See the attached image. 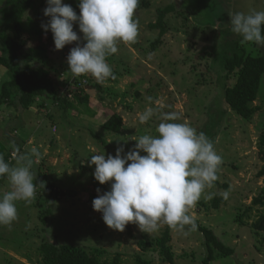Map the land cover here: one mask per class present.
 Returning <instances> with one entry per match:
<instances>
[{
    "label": "rangeland",
    "instance_id": "obj_1",
    "mask_svg": "<svg viewBox=\"0 0 264 264\" xmlns=\"http://www.w3.org/2000/svg\"><path fill=\"white\" fill-rule=\"evenodd\" d=\"M34 1V7L23 19L27 30L22 38L23 43L27 40L23 51L40 43L35 31L42 30L46 53L31 66L51 72L57 80V95L38 97L27 110L0 102V138L11 151L7 153L11 156L9 164L17 166V149L19 154H26L37 147L41 154L38 161L33 157L31 169L36 176L35 199L30 204L17 201V219L11 225L0 226V264H45L41 252L45 242L72 244L87 250L102 248L109 257L121 252L125 264H137V254L152 264H170L159 253L158 246L147 251L139 246L142 240L160 238L167 225H161L151 235L134 223H129L124 231L114 230L105 224L102 213L93 209L92 202L87 201L97 188L101 193L111 188V182L100 184L94 179L95 165L88 166L91 156H114L118 143L124 144L127 152L136 143L132 136L146 132L157 135L156 126L166 113L177 114L179 119L175 122L188 123L198 133L203 132L223 159L218 180L207 191H228V199L222 197L225 201L215 208L213 200L219 194L211 200L202 197L189 211L196 223L212 229L226 246L235 249L229 257L220 256L216 250V259L210 264H264V231L253 227L264 214V206L254 204L264 189V175H260L264 153L259 147L264 134V77L257 100L250 104L260 106L261 110L246 120L231 109L222 87L235 85L237 73L226 79L221 65L224 42L241 40L231 31L229 15L262 11L264 0H140L148 4L135 10L134 19L139 25L137 42L119 43L118 51L106 58L115 79L108 78L103 84L91 74L72 78L66 58L77 43L83 46V34L74 23V31L81 40L56 50L53 39L45 41L50 30L45 33L41 27L50 19L44 15L46 0ZM3 2L0 0V5ZM63 3L78 6L79 0ZM170 4H175L176 10L166 16L167 33L161 35V30L153 29L151 24L157 22L158 10ZM76 12L79 15L80 11ZM160 37L162 42L154 49L152 45ZM244 46L251 55H264V47ZM12 78L11 72L0 64V95L3 84ZM75 93L88 95L89 102L80 105ZM58 96L74 105L63 108ZM146 97H152V101ZM146 107H153L155 115L140 124L138 114ZM115 113L123 117L120 133L102 127ZM25 134L30 136L28 150L17 136ZM47 184L80 194L48 199ZM10 190L8 179L0 177V195ZM171 233L175 264H203L208 250L198 225L187 236L174 230Z\"/></svg>",
    "mask_w": 264,
    "mask_h": 264
},
{
    "label": "clouds",
    "instance_id": "obj_2",
    "mask_svg": "<svg viewBox=\"0 0 264 264\" xmlns=\"http://www.w3.org/2000/svg\"><path fill=\"white\" fill-rule=\"evenodd\" d=\"M139 3L140 0H79L78 15L63 0H46L44 15L50 19L41 27L45 33L52 32L55 49L61 50L81 40L74 31V23L78 24L85 43L70 49L66 58L68 71L75 79L91 74L103 84L108 78L115 79L106 58L118 51L119 43L137 42L139 25L134 14ZM229 16L231 31L241 37L240 43L264 47V10ZM146 100L150 102L152 97ZM155 111L146 107L138 114L139 123L148 122ZM160 119L155 129L157 135L146 132L132 136L136 143L127 152L125 145L118 143L114 156L95 154L88 160L89 167L95 165L96 181L111 182L109 191L100 194L97 188L98 195L92 202L93 209L102 213L103 221L111 229L124 231L129 223H134L151 235L161 225H167L187 236L197 228L189 211L202 197H229L228 191H207L214 188L223 162L209 138L188 123L175 122L179 119L175 113L162 114ZM40 155L37 147L26 154H19L17 149V166H11L0 154V177H6L11 185L10 191L0 195V226L11 225L17 219V201L30 204L35 199L36 176L31 169L33 157L38 161ZM41 187H45L42 181Z\"/></svg>",
    "mask_w": 264,
    "mask_h": 264
},
{
    "label": "trees",
    "instance_id": "obj_3",
    "mask_svg": "<svg viewBox=\"0 0 264 264\" xmlns=\"http://www.w3.org/2000/svg\"><path fill=\"white\" fill-rule=\"evenodd\" d=\"M34 4V0H4L0 5V64L5 66L13 76L11 80L3 84L0 102L3 101L11 106L18 105L24 110L31 108L38 97L50 98L52 95H57V80L51 72L46 68L35 69L31 66V63L36 58L46 53V49L41 41L43 40L44 32L37 29L35 34L39 36L40 43L23 51L27 42V40L24 43L22 42V38L27 32L23 24V19L26 12L34 7ZM145 4L147 6L148 3H139L137 9ZM69 5L75 11H80L78 6L74 4ZM175 10V4H170L166 8H160L158 10V20L156 23L151 24V27L153 29H160L161 35L167 33L165 18L170 12H174ZM52 39L53 34L49 31L45 41H51ZM161 42L162 39L160 37L153 43L152 47L155 49ZM222 54L221 65L224 71H226L225 78L229 79L232 74L237 73L235 85H222L225 88V100L235 113L249 120L261 110L260 106H251L250 104L257 100L261 90L264 77V55H251L248 53L244 44L238 40L225 41ZM74 95L80 105L87 104L90 100L88 95H80L78 93ZM58 97L60 105L63 108H70L74 105L67 98L62 96ZM102 127L109 132L120 133L123 129V117L115 113L102 124ZM17 136L23 141L22 137ZM259 147L261 152L264 153V134L260 138ZM8 151L10 150L3 144L0 138V154H3L5 161L11 164V156L7 154L9 153ZM260 175H264V168L260 172ZM46 189L48 199L68 198L70 196L78 197L80 194L76 190L66 191L59 189L53 184H47ZM97 195V191L91 192L87 197V201L93 202V199ZM223 201L225 200L222 196H216L213 200V207L219 208L220 203ZM254 204L264 206V189L262 194L255 198ZM50 211L51 208L47 210V213H50ZM44 221H47L46 215L44 216ZM197 225L204 234L208 250L203 264H210L216 259V250L222 257L233 255L235 249L226 246L212 229L198 223ZM253 227L257 231H264V214L259 216L258 220L253 224ZM171 230L167 227L163 231L162 236L155 241H140V248L147 251L150 248H157L153 246H158L159 253L164 257V260L170 264H175L176 255L170 245L172 240ZM41 252L42 260L45 264H125L121 252L115 253L113 257H109L108 251L102 248L87 250L82 246L72 244L57 245L45 242L41 246ZM136 259L137 264H152L151 260L144 259L140 254H137Z\"/></svg>",
    "mask_w": 264,
    "mask_h": 264
},
{
    "label": "crops",
    "instance_id": "obj_4",
    "mask_svg": "<svg viewBox=\"0 0 264 264\" xmlns=\"http://www.w3.org/2000/svg\"><path fill=\"white\" fill-rule=\"evenodd\" d=\"M39 113H41V112H39ZM43 121H44V118H41V122H43ZM39 123H40V121H39ZM38 126H40V124H39ZM24 129H25V128H24ZM21 137H22L23 141L25 142L24 148H25V149L27 148L26 150H28V147H27V146H28V144H29V143H28V140H29V137H30V136L28 137V134H27V135L25 134V136H21Z\"/></svg>",
    "mask_w": 264,
    "mask_h": 264
}]
</instances>
